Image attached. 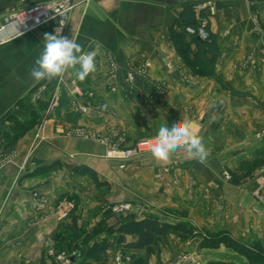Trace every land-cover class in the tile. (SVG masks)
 <instances>
[{
  "label": "crops",
  "instance_id": "1",
  "mask_svg": "<svg viewBox=\"0 0 264 264\" xmlns=\"http://www.w3.org/2000/svg\"><path fill=\"white\" fill-rule=\"evenodd\" d=\"M45 1L50 0H0V23L13 10ZM78 1L62 36L75 39L82 52L95 51L97 70L84 81L70 70L37 83L29 75L32 67L19 68L13 82L12 74L3 75L5 85H42L52 107L36 110L40 124L13 149L2 148L11 150V156L0 170V264H49L54 262L50 249L68 253L74 232L60 227L53 215L63 201L75 205L63 225L78 216V243L103 218L115 224L117 216L110 208L128 201L135 205L136 219L151 215L185 223L183 214L195 212L210 230L227 229L240 239L249 236L264 244V215L253 218L250 212L258 179H247V151L257 149L255 135L264 129V0H212L217 11L209 28L219 47L215 73L240 94L217 77L194 71L173 43L171 30L179 27L182 6L208 0ZM54 25L41 26L0 51L17 65H35L44 34H57ZM187 40L195 57L197 42L191 35ZM199 69L204 70L202 65ZM182 117L203 138L209 151L205 163L186 148L172 152L167 161L144 153L124 168L106 156L109 145L130 147ZM77 129L100 134L108 144L78 136ZM85 166L111 188L97 187L90 174L80 172ZM225 171L235 178L225 179ZM41 200H46L44 210L37 209ZM106 236L101 233L95 240ZM119 237L109 236L114 243L109 260L122 250L132 255L145 250L124 246L135 236L123 235L120 243Z\"/></svg>",
  "mask_w": 264,
  "mask_h": 264
},
{
  "label": "rangeland",
  "instance_id": "2",
  "mask_svg": "<svg viewBox=\"0 0 264 264\" xmlns=\"http://www.w3.org/2000/svg\"><path fill=\"white\" fill-rule=\"evenodd\" d=\"M75 1L77 2L76 8L79 1ZM6 57L8 55L4 56L0 51V162L11 156L8 154L11 150H3L2 148L13 149L15 142L20 137L40 124L41 117L35 110L37 102L34 100V96L39 89H43L42 85L31 90L33 87L30 86H20L13 83L10 85L2 84L5 73L12 74L13 82L19 73V68H33L35 66L17 65L16 62L7 60ZM197 61L196 64L199 67V61ZM48 98L47 96L45 99ZM262 105L264 106V104ZM255 138L260 143L256 146L257 149L247 151V179L256 177L259 183L252 191L254 205L250 212L253 218L264 215V206L260 207L261 212L257 213L259 204L255 199L257 192L264 197V129L257 133ZM13 157L14 151H12V159ZM225 173L229 174L232 179L235 178L229 171H225L223 174L225 175ZM188 184L190 187L193 185L191 181ZM98 193L101 195L103 191ZM219 206L221 210L225 209L222 201ZM185 213L183 217L186 219V224L195 228L194 225L197 223L203 230L195 228L196 234L193 237H188L179 232H170L159 237L153 245L140 252L139 255H132L122 250L123 255L130 257L132 264H151V259L154 260L152 264H175L181 256H186V260L181 264H208L212 260H223L229 264H264V260L260 256H251L243 246L255 242L256 239L249 236L240 239L227 229L210 230L200 224L201 219L198 213ZM4 220L3 216L1 221ZM117 220L119 219L117 218ZM162 220H167V218ZM171 220L174 221L172 217L167 221Z\"/></svg>",
  "mask_w": 264,
  "mask_h": 264
},
{
  "label": "trees",
  "instance_id": "3",
  "mask_svg": "<svg viewBox=\"0 0 264 264\" xmlns=\"http://www.w3.org/2000/svg\"><path fill=\"white\" fill-rule=\"evenodd\" d=\"M196 3H187L184 4L181 10L178 12L177 24L178 29L175 25L171 30V36L175 47L177 48L178 53L184 59V61L189 65L194 71L203 73L205 75L215 76L223 85L232 90L235 94H240L239 91H236L233 87L229 85L227 81L217 76L215 73L216 59L219 55V47L217 45L216 36L211 32L209 24L206 27L209 37L206 40H200L196 35L189 34L186 31L187 27L198 28L200 22L198 20V14L201 17H204L206 14L205 10L197 11ZM187 35H191L192 39L197 42L198 51L195 57H192L190 54V46L187 40ZM199 61V64H203V69L197 67L196 61ZM197 61V62H198ZM51 101H39L38 107L36 106L35 110L46 111L49 109ZM34 107V106H33ZM41 120V119H40ZM80 171L79 168H76L75 171L88 173L91 175L93 181L97 187H106L107 189L111 188V185L107 181H101L98 174L89 167H82ZM111 210V208H110ZM60 224V227L69 228L74 232V242L68 244V254H75L80 252V257L72 264H106L108 261V252L114 246V243L110 242L109 236L111 235H133L136 237L134 241L125 243V247L133 250H143L147 247L153 245L159 237L165 236L170 232H179L188 237H193L196 234V229L184 222H170L167 220H162L160 218L147 215L140 219H124L117 220L115 224H108L107 219L103 218L95 229L89 233L85 232L84 243H78V240L81 237L79 233L80 228L78 227V216L73 217L72 224L63 225ZM105 233L107 236L101 240H95L99 234ZM236 242V240H234ZM116 242V240H115ZM246 251L251 256H260L264 260V244L260 240H256L253 243L244 244ZM208 264H229L223 260H212Z\"/></svg>",
  "mask_w": 264,
  "mask_h": 264
},
{
  "label": "built area",
  "instance_id": "4",
  "mask_svg": "<svg viewBox=\"0 0 264 264\" xmlns=\"http://www.w3.org/2000/svg\"><path fill=\"white\" fill-rule=\"evenodd\" d=\"M76 5L77 2L75 0H50L22 9H16L11 11V13L6 16L5 20L0 23V46L5 45L23 35H26L46 24L54 23V28L57 34H64L68 29L71 14ZM196 9L199 11L205 10L206 14L204 17H201L199 19L200 25L198 28L195 29L187 27L186 31L189 34L196 35L197 37L199 36L201 40H206L209 37V33L206 27L209 24L210 18L216 14L217 9L214 1L212 0L197 4ZM95 64L97 70L98 63L96 58ZM73 91L78 92V87H73ZM34 100L37 103L39 101L45 100L43 95V89H39L37 91L36 95L34 96ZM80 110L84 113L87 112V108L84 106H81ZM74 132V134H77L78 136L91 138L100 143L108 144L107 139L100 134L90 132L85 129H77L74 130ZM192 134L195 133L192 132ZM155 137L140 139L130 147H119L115 145H109L106 156L111 159L119 160L121 162L120 167L124 168L126 166L127 161L144 153L151 152V147L156 142ZM180 148L184 147L182 146ZM9 160L10 157H6L5 159H3V162H0V170ZM224 177L227 180H232V177L227 173H225ZM255 199L259 204V207L256 211L257 213H260V207L264 206V197L257 192V194L255 195ZM45 207L46 200H41L37 204L38 210H44ZM74 208L75 205L72 202L63 201L62 203H60L56 211L53 213L56 222L59 224L65 222V220L72 214ZM134 209V203L128 201L116 203L111 207L112 212L117 216L119 220L136 219L138 215L136 214ZM48 252L51 256L54 257V262H51L49 264H72V261L69 258L70 254L65 252L56 253L54 249H50ZM185 260L186 256H181L179 261L175 264H181ZM106 264L132 263L130 257L124 256L122 251H119L112 259L109 260L108 258Z\"/></svg>",
  "mask_w": 264,
  "mask_h": 264
},
{
  "label": "clouds",
  "instance_id": "5",
  "mask_svg": "<svg viewBox=\"0 0 264 264\" xmlns=\"http://www.w3.org/2000/svg\"><path fill=\"white\" fill-rule=\"evenodd\" d=\"M95 57V51L82 52V45L73 38L56 33H45L43 49L29 75L38 83L61 78L71 70L76 79L84 81L96 70ZM101 107L106 109L107 105ZM155 140L151 154L161 161H167L170 154L182 146L200 163H205L209 156L203 138L192 134L190 121L183 117L181 121L174 122L170 127L167 123L162 124Z\"/></svg>",
  "mask_w": 264,
  "mask_h": 264
},
{
  "label": "water",
  "instance_id": "6",
  "mask_svg": "<svg viewBox=\"0 0 264 264\" xmlns=\"http://www.w3.org/2000/svg\"><path fill=\"white\" fill-rule=\"evenodd\" d=\"M197 38L201 40V38H200L199 36H198ZM36 87H37V86L33 87L31 90L35 89ZM122 241H123V235H121V236L119 237L118 242L120 243V242H122ZM79 257H80V252H79V251L76 252L75 254H71V255H69V258L71 259L72 262H75L76 260H78Z\"/></svg>",
  "mask_w": 264,
  "mask_h": 264
}]
</instances>
